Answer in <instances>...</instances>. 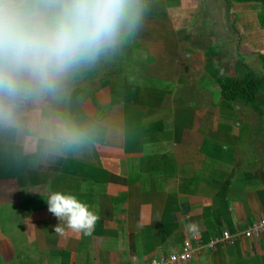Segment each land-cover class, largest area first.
Returning a JSON list of instances; mask_svg holds the SVG:
<instances>
[{
    "label": "crops",
    "instance_id": "crops-1",
    "mask_svg": "<svg viewBox=\"0 0 264 264\" xmlns=\"http://www.w3.org/2000/svg\"><path fill=\"white\" fill-rule=\"evenodd\" d=\"M199 3L146 17L136 40L43 102L91 122L89 140L57 149L0 131V264H148L184 246L194 255L179 264H264V235L207 246L264 218V101L219 105L198 78L211 62L197 57L224 37L193 27L211 24ZM57 190L95 212L89 235L54 232L45 198Z\"/></svg>",
    "mask_w": 264,
    "mask_h": 264
},
{
    "label": "clouds",
    "instance_id": "clouds-1",
    "mask_svg": "<svg viewBox=\"0 0 264 264\" xmlns=\"http://www.w3.org/2000/svg\"><path fill=\"white\" fill-rule=\"evenodd\" d=\"M151 11V0H0V131L63 148L95 129L43 102L62 98L68 84L120 51ZM48 211L65 229L89 235L98 219L75 194L51 191Z\"/></svg>",
    "mask_w": 264,
    "mask_h": 264
},
{
    "label": "rangeland",
    "instance_id": "rangeland-1",
    "mask_svg": "<svg viewBox=\"0 0 264 264\" xmlns=\"http://www.w3.org/2000/svg\"><path fill=\"white\" fill-rule=\"evenodd\" d=\"M178 1L169 0V4L171 5L167 10L165 9L164 0H151V11L147 17L152 20L155 17L161 16L162 19H165L167 16L176 18L175 15L178 14L176 11H179L177 9ZM200 3L201 7L198 11L200 13L201 11L202 13L205 11V14L211 18V24L203 22L204 26L199 21L200 23H192L193 27L197 26L200 30L207 29L210 32L214 30V32L223 34L224 37L218 41L215 40L217 46H212L213 48L209 49L211 51L209 55L197 57L199 64L206 62L208 59L211 62V66H206L203 72L196 71L198 78L203 81L202 84H207L205 82L212 84V87L209 88L212 89L211 93L214 96L217 93H221L217 82L218 79L242 80L245 78L247 72L252 70L262 78V88H260L261 90L258 92L257 97L258 100L262 97V101H264V0H200ZM221 7H225V9L221 10ZM192 9L190 8V10ZM214 21L217 26L212 23ZM175 22L179 28L185 26V24H179L177 20ZM202 26L204 27L202 28ZM194 30L197 31V29ZM136 39L135 37H130L128 41L131 43ZM221 41L224 44L219 45L218 43ZM138 42L140 46L143 44L149 45L147 42ZM203 44V46L207 47L212 45L206 40L203 41ZM221 50H224L223 54ZM215 90L218 92L215 93ZM218 101L219 105L226 104L229 106H240L245 103L239 98L226 100L224 103L221 99H218ZM253 105L254 103H252Z\"/></svg>",
    "mask_w": 264,
    "mask_h": 264
},
{
    "label": "built area",
    "instance_id": "built-area-1",
    "mask_svg": "<svg viewBox=\"0 0 264 264\" xmlns=\"http://www.w3.org/2000/svg\"><path fill=\"white\" fill-rule=\"evenodd\" d=\"M264 235V218L255 220L252 222L248 228L243 230L240 234H232L229 231H224L222 235L211 240L208 243V248L215 250L221 245L230 244L235 242L239 238L250 239L257 238ZM194 252L189 246H184L179 252L170 253L166 256H161L160 258L148 263V264H179L186 263L193 258Z\"/></svg>",
    "mask_w": 264,
    "mask_h": 264
},
{
    "label": "trees",
    "instance_id": "trees-1",
    "mask_svg": "<svg viewBox=\"0 0 264 264\" xmlns=\"http://www.w3.org/2000/svg\"><path fill=\"white\" fill-rule=\"evenodd\" d=\"M221 95L226 100L239 98L245 103H255L257 94L262 87V78L252 70L242 80L222 78L217 80Z\"/></svg>",
    "mask_w": 264,
    "mask_h": 264
}]
</instances>
